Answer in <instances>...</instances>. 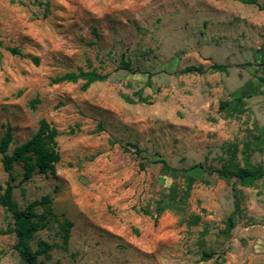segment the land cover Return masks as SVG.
I'll return each mask as SVG.
<instances>
[{"label": "rangeland", "instance_id": "374dc122", "mask_svg": "<svg viewBox=\"0 0 264 264\" xmlns=\"http://www.w3.org/2000/svg\"><path fill=\"white\" fill-rule=\"evenodd\" d=\"M263 64L264 10L234 0H0L7 153L40 120L57 131L54 173L23 181L21 164L12 170L19 210L52 201L29 241L50 246L38 261L264 264V177L234 178L236 167L264 171ZM188 67L201 73H179ZM80 72L106 79L53 84ZM11 223L0 207V231ZM15 240L0 235V264H22Z\"/></svg>", "mask_w": 264, "mask_h": 264}, {"label": "trees", "instance_id": "16d2710c", "mask_svg": "<svg viewBox=\"0 0 264 264\" xmlns=\"http://www.w3.org/2000/svg\"><path fill=\"white\" fill-rule=\"evenodd\" d=\"M241 4L251 5L257 7L259 10H264L256 0H234ZM12 55L18 54L17 50H9ZM227 65L213 64L211 69L215 72L227 73ZM120 70L129 71L134 73L129 62L122 61L119 65ZM264 72V64H263ZM180 74H193L201 73L195 67H188L179 72ZM105 76L99 75L95 72H80L78 74L70 73L61 77H56L53 84L60 83H76L81 80L84 81L83 89H87L90 85L96 82H103ZM57 131L52 128L45 120L39 121V127L35 135H33L25 143L16 146L11 154H8V149L11 143V133L7 129L6 132L0 136V163L3 171L7 174V180L1 189L0 194V207L10 215L12 220L11 225H8L5 230L0 231V235L15 236V243L13 249L18 253L22 264H44L38 261V257L46 253L50 246L44 242L39 243V248L33 251L29 246V241L33 234L39 228L45 226L48 220L50 211L51 199L49 195L43 196L40 200H35L29 203L25 209L19 210L13 200V191L15 189L14 182L16 177L13 175L12 170L14 165L21 164L22 167V180H30L35 172L39 173H54L55 164L59 161V154L57 152V144L55 138ZM138 153V150H136ZM162 165V169L169 175H177L180 171L176 168L168 166L164 161L156 162ZM141 167L143 165L141 164ZM197 166H192L190 170H195ZM215 173L219 178L227 180L222 172L209 171V174ZM264 177V171L251 172L246 168L235 169L234 178L235 183L240 187H253L255 182ZM195 182L193 177H188V189ZM40 207L44 211L39 214L36 210ZM43 223V225H42ZM72 224L65 222L61 227L63 231L64 243L67 242L68 233ZM74 264V263H73Z\"/></svg>", "mask_w": 264, "mask_h": 264}]
</instances>
